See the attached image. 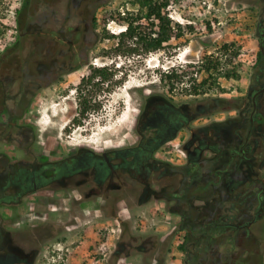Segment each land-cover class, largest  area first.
<instances>
[{
  "label": "rangeland",
  "instance_id": "rangeland-1",
  "mask_svg": "<svg viewBox=\"0 0 264 264\" xmlns=\"http://www.w3.org/2000/svg\"><path fill=\"white\" fill-rule=\"evenodd\" d=\"M73 1L80 19V65L57 75L58 66L40 56L38 69L48 87L36 92L29 107L10 108L21 115L15 126L0 125V153H4L0 155V174L13 163V146L32 149L33 155L20 151L18 158L44 157L48 162L82 149L100 154L133 146L143 107L164 101L192 111L194 126L206 131L211 145L226 155L235 143L243 141L247 124L236 110L248 93L258 52L255 29L264 14L262 0H168L164 15L172 32L183 38L149 52L140 48L130 52L131 41L117 46V39L110 37L124 30V24L112 20L118 13L122 16L124 12L129 19L136 17L138 7L132 6L133 0ZM45 3L47 0L0 3V55L9 49L28 18H42ZM141 25L147 37L158 30L153 18L141 20ZM224 46H228L226 51ZM207 58L218 59V70L206 69ZM0 68V73H5L8 65ZM101 69L106 80L87 82L94 70ZM226 70L238 77L217 75ZM167 72H173L174 78L162 81ZM83 78L86 82L80 84ZM82 101L89 107L83 113L79 110ZM26 133L34 140L29 139L24 147ZM185 137L181 131L178 139ZM178 139L157 152L160 164L166 166L151 174L155 183L149 188L132 183L135 175L125 176L127 184L112 189L107 203L81 204L76 215L48 214L46 219L42 215L31 218L22 207L21 218H11L9 206L0 205V264L3 255L24 261L17 264H43L46 248L57 242L69 248V264H264V219L252 228L250 237L241 232L234 247L220 240L218 249L205 251L206 243L196 240L192 245L184 240L186 225L193 223L195 236L200 232L196 224L203 218L226 214L231 200L223 182L235 179L236 173L228 166L234 159L206 152L201 179L191 183L185 171L171 166L184 163L175 146ZM162 171L166 176H158ZM3 181L0 176V187ZM145 188L149 193L141 201ZM74 206L71 204L72 209ZM35 210L44 211L40 204ZM165 216L177 224L168 228ZM158 231L162 236L170 234L161 241ZM103 244H107L105 256L99 252ZM228 248L234 251L233 257L227 255Z\"/></svg>",
  "mask_w": 264,
  "mask_h": 264
},
{
  "label": "flooded vegetation",
  "instance_id": "flooded-vegetation-1",
  "mask_svg": "<svg viewBox=\"0 0 264 264\" xmlns=\"http://www.w3.org/2000/svg\"><path fill=\"white\" fill-rule=\"evenodd\" d=\"M61 1L47 0L42 18H28L23 23L25 27L19 28L9 49L0 55V65H8L7 71L0 73V125L6 123L15 126L21 115L11 112L10 108L29 107L36 92L48 87L46 83L43 84L44 79L38 69L41 59L49 63L53 61L58 66L57 75L74 71L80 65L79 13L75 12L77 7L73 0L66 3ZM255 36L258 52L251 71L249 90L236 110L239 119L247 126L243 131V141L235 143L229 149V155L216 145H211L206 131L194 126L192 111L175 102L164 101L143 107L135 144L121 150L97 154L82 149L56 162H48L44 157L18 158L20 151L28 156L32 154V149L13 146L10 158L13 163L0 174L4 178L0 187V205L9 206L11 218L19 219V209L22 207L31 218L42 215L46 219L48 214L57 217L76 215L81 204L107 203L108 193L112 189L127 184L125 176L130 178L135 175L133 177L138 179L133 178L132 183L149 188L155 183V179H150L151 174L162 165L157 152L172 145L180 132L185 131L186 137L178 139L175 145L184 163L180 167H173L172 164L173 169L178 168L174 170L185 171L191 183L199 182L203 172L201 162L208 152L234 159L235 163L228 166L232 167L236 178H227L223 182L231 200L226 214L216 213L203 218V222L196 224L200 232H195V236L191 230L193 223L186 225L184 240L192 245V241L196 240L206 243L205 251L218 249L220 240L231 243L232 247L237 246L241 232L250 237L252 228L264 219V14L257 23ZM29 134L25 135L24 147L29 139L34 140L33 137L27 138ZM158 174L166 176L164 171ZM146 188L141 201L149 193ZM39 204L43 212L35 210ZM65 204L70 206L66 207ZM71 204L76 207L72 209ZM165 213L167 215L168 212ZM168 216H165L164 222L169 228L177 223H173ZM177 218L179 220V216ZM169 234L170 231L162 236L158 231L161 241L166 240ZM227 255L233 257L234 251L228 248ZM7 257L3 255V264L24 263Z\"/></svg>",
  "mask_w": 264,
  "mask_h": 264
},
{
  "label": "trees",
  "instance_id": "trees-1",
  "mask_svg": "<svg viewBox=\"0 0 264 264\" xmlns=\"http://www.w3.org/2000/svg\"><path fill=\"white\" fill-rule=\"evenodd\" d=\"M0 3H3V0H0ZM132 6L138 7V11L135 18L129 19L126 14L123 12L122 16L121 13H118L114 19H112L114 22L120 25H125L124 30L118 33L117 35H111L110 37L117 39V46H123L124 41H131V47H129L128 51L130 52H136L140 48L141 50H144L145 52L149 51H156L160 50L164 44L169 43L170 40L176 39L181 40L183 38L182 35H180L178 32H172L170 21L167 19V17L164 15V9L168 6V0H133ZM8 6V5H7ZM154 19L157 23V31L152 33V36H145L143 34V27L141 25V20L145 19L147 21H150L151 19ZM152 27L154 24H150ZM189 28V27H188ZM116 36V37H114ZM109 38V36H108ZM224 51L227 50L228 46H224ZM206 62V69L209 70L210 68L214 69L215 71L219 68V62L218 59L214 61H209L208 58L205 59ZM104 69L101 70H94L91 75L89 76L88 81L97 79V78H103L106 80L107 76L104 73ZM218 76H222L223 78L230 79V78H236L238 75L234 71H225L224 73H218ZM172 78H174L173 72H167L166 75H164V78L162 81H171ZM86 80L83 78L81 80L80 84H85ZM77 90H80V87L77 88ZM81 92V90H80ZM79 110L81 113L87 111L89 107L87 106L86 101H82L79 106ZM159 146V144L157 145ZM180 250L183 251L182 246H180Z\"/></svg>",
  "mask_w": 264,
  "mask_h": 264
},
{
  "label": "built area",
  "instance_id": "built-area-1",
  "mask_svg": "<svg viewBox=\"0 0 264 264\" xmlns=\"http://www.w3.org/2000/svg\"><path fill=\"white\" fill-rule=\"evenodd\" d=\"M107 244H103L99 247V252L101 255L105 256L107 250ZM69 248L65 247L62 242H57L53 247H47L45 250V255L43 256V262L45 264H69V256L67 253Z\"/></svg>",
  "mask_w": 264,
  "mask_h": 264
},
{
  "label": "crops",
  "instance_id": "crops-1",
  "mask_svg": "<svg viewBox=\"0 0 264 264\" xmlns=\"http://www.w3.org/2000/svg\"><path fill=\"white\" fill-rule=\"evenodd\" d=\"M177 218V217H176ZM178 219V218H177Z\"/></svg>",
  "mask_w": 264,
  "mask_h": 264
}]
</instances>
